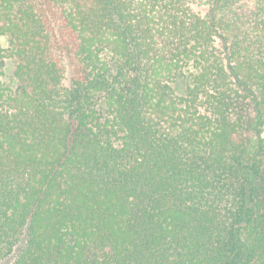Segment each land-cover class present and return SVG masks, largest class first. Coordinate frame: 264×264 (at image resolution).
I'll list each match as a JSON object with an SVG mask.
<instances>
[{
  "label": "trees",
  "instance_id": "obj_1",
  "mask_svg": "<svg viewBox=\"0 0 264 264\" xmlns=\"http://www.w3.org/2000/svg\"><path fill=\"white\" fill-rule=\"evenodd\" d=\"M0 264H264V0H0Z\"/></svg>",
  "mask_w": 264,
  "mask_h": 264
}]
</instances>
